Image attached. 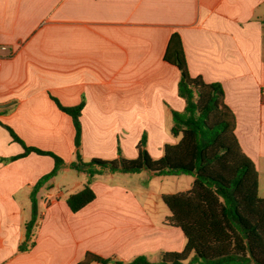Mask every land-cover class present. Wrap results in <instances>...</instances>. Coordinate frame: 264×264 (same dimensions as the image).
Wrapping results in <instances>:
<instances>
[{
	"label": "crops",
	"instance_id": "1",
	"mask_svg": "<svg viewBox=\"0 0 264 264\" xmlns=\"http://www.w3.org/2000/svg\"><path fill=\"white\" fill-rule=\"evenodd\" d=\"M173 32L191 75L222 84L260 189L264 0H0V264H78L87 251L157 262L163 251L183 248L185 234L166 224L162 195L191 188L195 177L187 188L167 191V178L179 181L180 174L77 171L69 165L76 158L73 118L53 99L65 106L84 100L85 160L136 157L143 135L151 156L161 157L165 144L177 141L172 113L186 106L180 71L164 60ZM23 144L66 163L41 186L35 242L20 251L31 191L55 163L34 151L11 159ZM129 174L144 175L133 182ZM89 180L95 198L71 210L67 198Z\"/></svg>",
	"mask_w": 264,
	"mask_h": 264
},
{
	"label": "trees",
	"instance_id": "2",
	"mask_svg": "<svg viewBox=\"0 0 264 264\" xmlns=\"http://www.w3.org/2000/svg\"><path fill=\"white\" fill-rule=\"evenodd\" d=\"M164 60L181 74L178 90L185 99L182 111H173L171 135L161 157L154 158L147 149V137L138 144V155L115 158L94 157L85 160L80 152L84 100L65 106L53 97L59 108L70 114L75 126L76 158L69 165L77 171L96 173L138 172L147 169L156 174H191L195 177L187 190L162 195L170 210L166 224L180 227L185 234L181 250L163 251L160 260L139 255L130 261L115 260L87 251L78 264H264V196L259 193V171L255 161L242 149L236 135L237 118L225 101L220 82H208L201 75H191L178 32L168 40ZM6 126V125H5ZM12 136L21 139L7 126ZM24 145V152L51 155L53 169L34 185L31 216L25 223V239L19 250L34 244L39 218L38 194L41 186L54 177L66 161L50 150ZM91 180L69 195L67 203L78 211L95 198Z\"/></svg>",
	"mask_w": 264,
	"mask_h": 264
},
{
	"label": "rangeland",
	"instance_id": "3",
	"mask_svg": "<svg viewBox=\"0 0 264 264\" xmlns=\"http://www.w3.org/2000/svg\"><path fill=\"white\" fill-rule=\"evenodd\" d=\"M0 53H2L0 51ZM72 173V175H75L74 173H76V171H72L70 172ZM130 173V172H129ZM130 179L132 180L133 177H143L144 174H129ZM181 178L179 181L175 180V176H172V178H167V185H166V190L167 191H175V190H181V189H185L187 188L186 186L189 185V181L191 180V177L193 175L191 174H180ZM133 181V180H132ZM134 182V181H133ZM260 189H259V193L261 196H264V165H260ZM154 184H156V182H154Z\"/></svg>",
	"mask_w": 264,
	"mask_h": 264
},
{
	"label": "built area",
	"instance_id": "4",
	"mask_svg": "<svg viewBox=\"0 0 264 264\" xmlns=\"http://www.w3.org/2000/svg\"><path fill=\"white\" fill-rule=\"evenodd\" d=\"M3 48H5V46H3ZM1 66H2V59H1V56H0V69H1Z\"/></svg>",
	"mask_w": 264,
	"mask_h": 264
},
{
	"label": "water",
	"instance_id": "5",
	"mask_svg": "<svg viewBox=\"0 0 264 264\" xmlns=\"http://www.w3.org/2000/svg\"><path fill=\"white\" fill-rule=\"evenodd\" d=\"M3 105H0V107H2Z\"/></svg>",
	"mask_w": 264,
	"mask_h": 264
}]
</instances>
